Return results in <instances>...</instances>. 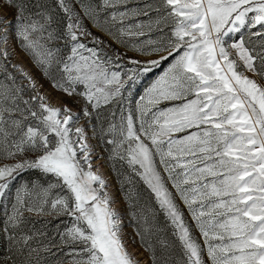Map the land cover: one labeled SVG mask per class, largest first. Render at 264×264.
<instances>
[{"label": "snow or ice", "instance_id": "6c2138e0", "mask_svg": "<svg viewBox=\"0 0 264 264\" xmlns=\"http://www.w3.org/2000/svg\"><path fill=\"white\" fill-rule=\"evenodd\" d=\"M93 137L147 264H264V0H0V264H142Z\"/></svg>", "mask_w": 264, "mask_h": 264}, {"label": "rangeland", "instance_id": "374dc122", "mask_svg": "<svg viewBox=\"0 0 264 264\" xmlns=\"http://www.w3.org/2000/svg\"><path fill=\"white\" fill-rule=\"evenodd\" d=\"M143 2H144V0H141V6H142ZM3 11L7 12L9 17L12 18V16H13V10L12 9L5 8ZM140 19L147 20V17L142 16V17H140ZM85 23H87V21H85ZM89 27H91V25H89ZM92 31L95 32L97 35L103 36L106 40L108 39V37L104 33L99 32L96 29H92ZM156 35H157L156 33H153L151 38L155 39ZM141 39H147V37H142ZM13 43H15V40L13 41ZM17 52L19 53V55L17 57L13 58V63L22 60L25 63V65L28 68H30L38 78H40L39 72L35 68L32 67V64L28 60V58L26 56H24L23 53H20V50L18 48H17ZM129 54L132 55L133 53H129ZM41 82L44 84V89H46L47 93L49 94V103L53 104L54 106H59L61 103H66L69 107H72L74 110H78V105L73 104L72 100L69 99L68 97L64 96L63 93L58 92V91H54L52 89L51 85L46 80L41 79ZM92 123L96 124L97 122L92 121ZM90 142L95 146V153H96V156H94L93 161H92L93 170L101 169L100 167H102L105 170L107 180L109 182V191L111 192V194L115 198V203L118 204V208H120L119 211H120L122 218H123V221H124L123 232H124V237L126 238V240H125L126 246L128 247L129 251H132V248H133L132 246H135L136 248H138L139 250H141L143 252V249L139 243L138 238L136 239V242L133 243V239L136 238V232H135L136 225L133 221L132 216L130 215L129 204H128V201L125 197V191L127 190V187L125 186L122 189L120 179H118V177H117V171L116 170H120V171L124 172L125 174H127V171H128L127 167L125 166L124 168H121L120 163L117 162L116 163V170H114L110 166V162L108 160V152L106 149L109 146L102 144L99 141V139L96 137H93ZM2 162H8V161H0V163H2ZM95 163H97V164H95ZM38 178L39 177H38L37 173L26 172V173L22 174L20 177H18L16 181L13 182V186H12L11 190L7 193L6 197L3 199V202H2L3 207L0 208V218L3 217V212L5 209L10 211L11 203L14 202V199H15L16 188H18L20 185L24 184L25 182L34 181V180H37ZM139 190L141 192H143L144 186L140 185ZM26 215H28V214L26 213ZM61 219H63V218H61ZM159 219L162 223L163 222V216L161 215ZM58 224H60V220H57L51 216L46 217V218H37V217L33 216L32 222L29 224V227H32L34 225L35 229H41L43 231H46L49 236H53L56 233V226ZM60 227H61V229H63L62 224H60ZM196 235L199 238L198 232L196 233ZM55 238L57 241L59 240L58 235H56ZM5 250H6V237L0 239V252L5 251ZM144 254L146 255V253H144Z\"/></svg>", "mask_w": 264, "mask_h": 264}, {"label": "bare ground", "instance_id": "6f19581e", "mask_svg": "<svg viewBox=\"0 0 264 264\" xmlns=\"http://www.w3.org/2000/svg\"><path fill=\"white\" fill-rule=\"evenodd\" d=\"M95 164H97V163H95ZM100 168L101 169H97V170L107 178L105 170L102 167H100ZM114 207H116L118 210H120V208H118L117 203L114 204ZM123 238H124V240H126L125 237H123ZM132 247H133L132 252L138 253L141 256L142 264H147V256L141 250L136 248L135 246H132Z\"/></svg>", "mask_w": 264, "mask_h": 264}]
</instances>
